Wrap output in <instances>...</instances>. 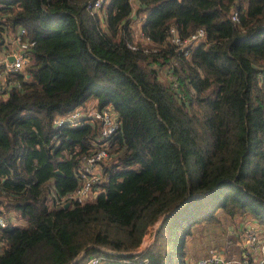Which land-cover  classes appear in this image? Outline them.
Masks as SVG:
<instances>
[{"label":"trees","instance_id":"16d2710c","mask_svg":"<svg viewBox=\"0 0 264 264\" xmlns=\"http://www.w3.org/2000/svg\"><path fill=\"white\" fill-rule=\"evenodd\" d=\"M93 1L0 0V39L23 28L32 43L0 93V264L238 256L245 225L264 233V0ZM171 28L204 36L181 47ZM106 106L118 125L94 196L55 203L104 127L55 118Z\"/></svg>","mask_w":264,"mask_h":264},{"label":"built area","instance_id":"2783aa9c","mask_svg":"<svg viewBox=\"0 0 264 264\" xmlns=\"http://www.w3.org/2000/svg\"><path fill=\"white\" fill-rule=\"evenodd\" d=\"M104 0H94L88 4V8L93 12L101 8ZM171 31V41L177 46H184L187 43L195 42L204 36V30L197 28L187 38L181 40L176 35L174 28ZM23 28H19L15 33L0 39V93L13 81L11 76L22 73L25 65L28 63V55L26 54L25 47L31 45V42H24L22 38ZM135 48L134 45H129ZM11 57V59H10ZM100 119L104 124L101 130V138L96 143V147L89 154H84L81 157V164L78 169L80 183L74 190L61 196L55 203L65 204L70 201L82 202L89 193L95 194L93 188L94 183L101 180V164L108 157L107 142L102 143V137L109 136L118 125L116 114L110 106L101 109L94 108H77L70 114L64 117L55 118L57 125L63 121H68L71 125H79L83 119ZM90 118V119H89ZM93 189V190H92ZM13 214V213H11ZM8 217L0 213V227H4L8 223ZM156 224L143 236L140 246L137 250H145L151 243L155 234ZM261 228L253 225H245L241 233L240 252L238 256L226 257L222 254L221 250L215 246H210L207 252L197 258L188 260L186 264H264V233ZM129 263V259L110 260L102 255H94L89 258L85 264H125Z\"/></svg>","mask_w":264,"mask_h":264},{"label":"rangeland","instance_id":"374dc122","mask_svg":"<svg viewBox=\"0 0 264 264\" xmlns=\"http://www.w3.org/2000/svg\"><path fill=\"white\" fill-rule=\"evenodd\" d=\"M88 104H93V103H91V102H89ZM89 106V105H88ZM87 106V107H88ZM94 108V107H93ZM95 109V108H94ZM244 221H249V219H246V220H244ZM248 224H250V223H248ZM216 236V238L215 239H220V240H222V239H224V237H225V233L223 232V226H221V225H219V226H215L211 231H210V233H208L205 237H203V238H197V237H194V238H191L190 240H189V254L190 255H194L195 253H193V251L196 249V250H200V248L199 247H201L200 245H201V242H204V240L205 239H209V238H211V236ZM198 245H199V247H198ZM212 246H214V245H212ZM193 247H195V248H193ZM205 249V246L204 247H202V249Z\"/></svg>","mask_w":264,"mask_h":264},{"label":"water","instance_id":"95a60500","mask_svg":"<svg viewBox=\"0 0 264 264\" xmlns=\"http://www.w3.org/2000/svg\"><path fill=\"white\" fill-rule=\"evenodd\" d=\"M133 16L135 17V15H133ZM10 59H11V57H10ZM67 204H68V202L65 203L64 205H67ZM161 218L162 217H160V219L155 223L156 224V227H155L154 231L158 228Z\"/></svg>","mask_w":264,"mask_h":264},{"label":"crops","instance_id":"0c3cea01","mask_svg":"<svg viewBox=\"0 0 264 264\" xmlns=\"http://www.w3.org/2000/svg\"><path fill=\"white\" fill-rule=\"evenodd\" d=\"M194 258H197V257H193V259H194Z\"/></svg>","mask_w":264,"mask_h":264}]
</instances>
